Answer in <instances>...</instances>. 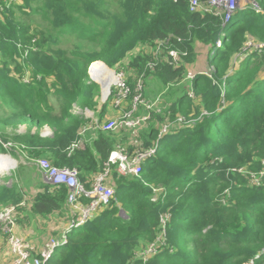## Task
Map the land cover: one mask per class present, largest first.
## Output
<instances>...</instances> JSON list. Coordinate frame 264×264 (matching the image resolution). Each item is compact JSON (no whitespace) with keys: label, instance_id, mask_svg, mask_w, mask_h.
I'll use <instances>...</instances> for the list:
<instances>
[{"label":"trees","instance_id":"trees-1","mask_svg":"<svg viewBox=\"0 0 264 264\" xmlns=\"http://www.w3.org/2000/svg\"><path fill=\"white\" fill-rule=\"evenodd\" d=\"M253 1L260 10L247 4L225 23L223 14L191 10L190 0L0 4V153L76 168L86 189L116 145L126 144L128 132L81 134L88 122L72 112L73 104L103 119L124 104L122 112L130 110L133 97L145 91L143 82L178 85L196 60L195 45L210 46L214 70L211 76L194 73L193 96L171 89L176 97L164 110L136 106L134 116L149 117L138 132L140 143L127 149L157 141L156 154L137 175L110 166L114 198L71 233L48 264H264V47L245 46L249 37L264 42V0ZM38 11L49 26L37 32L16 14ZM54 31L73 37V46L58 47ZM107 68L122 71L129 87L119 106L115 88L99 103L101 88L93 79L101 73L105 93L113 80ZM23 69L32 80L19 77ZM179 115L190 124L160 134L158 125ZM20 125L28 129L16 131ZM44 126L50 135L41 134ZM21 173L0 175V209L14 207L15 224L67 216L65 186L42 182L26 200ZM151 243L157 244L154 253L143 258L140 252Z\"/></svg>","mask_w":264,"mask_h":264},{"label":"built area","instance_id":"built-area-1","mask_svg":"<svg viewBox=\"0 0 264 264\" xmlns=\"http://www.w3.org/2000/svg\"><path fill=\"white\" fill-rule=\"evenodd\" d=\"M0 4L8 5V0H0ZM249 4L253 8L260 10L256 2L252 1ZM241 7L243 6H240L239 0H207L205 3H202L199 0H190L191 10L223 14V23L228 22L233 12L237 8ZM220 45L221 39L218 38L215 42V47H219ZM245 46L246 48H249V50L261 49L264 47V42H257L254 41L252 37H249ZM107 69L111 71L110 76L113 80L109 84L108 90L105 93L103 92V89H101L103 102L105 98L109 96L111 88H115L113 102L115 106H119L122 100L128 96L129 87L122 71H116L109 68ZM206 74L211 76L209 71H207ZM100 76L101 73L98 78L95 77L92 79L97 81L102 86ZM105 79L106 78H104V80ZM138 89H140V85L138 86ZM140 95L141 94H138L133 97L131 109L124 110L118 119L102 122L98 118H92L87 124H85L80 133L83 134L87 130L96 129H100L102 131H114L119 128H140V126L144 124L149 117L148 113L134 116L136 103L139 101ZM143 105L149 110L152 108L153 103ZM84 112L88 113V109H85ZM44 127L46 129L42 131L43 133L41 134L44 136L47 134L50 135V131H48L47 126ZM165 130L166 126H161L160 134L164 133ZM135 136L138 137L137 135ZM134 142L135 145L140 143L138 139ZM11 146L12 143H5V147L10 148ZM157 146L158 143L156 141L152 144V146L147 148H134L131 152H129L124 145L117 144L110 152L105 168H103V170L94 178L90 189H85L79 182L76 168L54 166L45 158H29V160L36 165L35 167L42 172L47 183L57 186H65L67 188L66 204L69 208L71 217L65 230H62L57 236L47 239L41 247H38L36 243L30 239L21 237L14 233V207L1 208L0 230H4L7 233L8 250L11 258L13 259V263L48 264V261L51 259L54 251L67 242L69 232L72 228L74 226L82 227L100 208L108 205L114 198V187L107 182L110 166L115 165L119 173L125 175H137L141 171V164L156 154ZM3 155L10 156L8 154L0 153V157ZM1 162L3 163H0V167L3 166V169L0 171V175L9 174L13 166L9 167V164L5 163V159ZM162 221L164 222L163 219ZM156 245V243L149 244L140 252V255L145 258L153 254Z\"/></svg>","mask_w":264,"mask_h":264},{"label":"rangeland","instance_id":"rangeland-1","mask_svg":"<svg viewBox=\"0 0 264 264\" xmlns=\"http://www.w3.org/2000/svg\"><path fill=\"white\" fill-rule=\"evenodd\" d=\"M252 1L253 0H239V4H240V6H246L247 4H249ZM17 2L20 3L21 0H8V7L16 9V3ZM0 9H1V7H0ZM16 14L20 20L31 25V29L33 30V32H37L39 29L46 30L47 27L49 26L48 22L42 18L40 11L31 12L28 14H23L21 12H17ZM52 33H53V35L57 36V38L59 40V42L57 43L58 47L70 49L73 46V42H75V40L70 35H63V34L58 35V33L56 31H54ZM34 38H35V40H37V37H34ZM206 47H207V50H206ZM206 47L204 45H200V44L195 45V51L197 52L196 60L193 64H190L187 66V76L178 85L170 86V87H163L158 82H155V81L146 80L143 83L141 81L142 88H144L145 91L143 92L140 90V93L142 96L140 95L139 101L137 102L136 106L137 107H143V106H141L142 104L153 103V106L150 110H152V109L155 111L164 110V108L167 107L168 105H170L171 102L176 97V96L171 97V89L175 90L176 92H181L182 90H185V91L189 92L190 96H193L192 88L190 86L191 85L190 80H191V78L195 72H203V71H198V70L204 69L205 63L203 62V60H205V62H206L208 60V57L210 58V56L208 55V52H207L208 49L210 48V46H206ZM140 48L142 50H145L147 53H152V49H146L144 47H140ZM141 49L134 50L129 56H133L134 54L140 52ZM247 50H249V48H247ZM235 62L237 65L238 62L236 59L233 61V63H235ZM213 70H214V68L211 65H208L207 71H209V73H212ZM88 74H89V72H88ZM19 77L22 80L24 79L28 82V81L32 80L34 76H32V73L30 70L23 69V71ZM36 78H40V75H37ZM44 78H45V81H47V83L50 85L51 84L50 82H52L53 78L50 75H48ZM139 85L141 87V84H139ZM101 98L102 97L100 95L99 102H101V100H102ZM49 102L51 104L55 105V102L51 98H49ZM73 105L74 106L72 107V112L75 114H80L81 109H84V108H81L77 103H75ZM124 107H125V104L120 109H116L115 114L109 116L110 119H108V120L118 119L122 115V109H124ZM126 108H127V106H126ZM145 112H146V110H145ZM86 120H87V122L89 121V119H87V118H86ZM186 124H190V120L187 119L185 116L179 115L178 120L167 119L166 121L162 122L158 126L160 128L162 125L166 126L165 132H167L169 130L177 129L180 126H185ZM143 125L140 128H142ZM47 128H48V131H51L49 127H47ZM140 128H138V129L119 128V129L114 130V132H119L120 130L128 132L127 133L128 139L126 141V144H124V145L126 146V148L131 147V149H132L134 147V144H135L134 140L137 139V137L135 135H138ZM27 129H28V127L26 125H20L17 127L16 131L25 132ZM33 129H35V128H32L31 130H33ZM41 130H43V128ZM92 131H95V130H92ZM83 136H85V135H83ZM8 155H10V154L8 153ZM21 156H22V154H21ZM23 157L11 156V158H13V159L7 158V161H5V163L9 164L8 165L9 167H12V166L13 167H12L10 173L5 175L4 177H6V176L9 177V176H11L12 171H16L17 169H21L22 173H21L20 183L23 187V191L25 192V199L30 200L34 196V194L37 192L39 184H41L42 182H44V183H47V182L45 181V179H44V181H42L41 175L38 172L37 168L35 167L36 165L33 164V162L31 160H27L25 158V156H23ZM41 158H43V157H41ZM7 184H11V180H9L7 182ZM60 221H62L63 223H60ZM64 221L65 220L61 219L58 215L54 214L49 219L43 220V219L35 218L31 222H29L28 225H26V224L18 225L16 223L14 228H15L16 233L18 232L22 235H27L26 231L32 230L34 232L35 236L38 239H40V242L42 243L43 241H45L51 237H55L58 234H60L62 231L61 227H63L65 225ZM68 223H69V221L66 223V225ZM75 231H77V229L73 230V232H75ZM29 234L33 235V233H29ZM0 264H14L12 259H11V255L9 254V250L7 248V245H6V241H4L3 243H0Z\"/></svg>","mask_w":264,"mask_h":264},{"label":"crops","instance_id":"crops-1","mask_svg":"<svg viewBox=\"0 0 264 264\" xmlns=\"http://www.w3.org/2000/svg\"><path fill=\"white\" fill-rule=\"evenodd\" d=\"M200 45H202V44H200ZM206 47V46H205ZM206 50H207V47H206ZM208 55H209V52H210V49H208ZM207 59V58H206ZM209 57H208V60L205 62V60H203V62L205 63L204 64V69H202V70H198V71H203L202 73H206L207 72V69H208V65H209ZM100 95H101V97H102V93L100 92ZM100 98V97H99ZM102 100H101V102H99L100 104H102L103 103V97L101 98ZM100 108V105H98L97 106V110ZM85 109H88V108H84V109H81V113L80 114H78V115H80V116H82L83 118H87V119H89V120H91L92 118H98L100 121H102V122H104V120H107L108 121V119H110L109 118V116L110 115H113V114H115V112L113 111V110H109V112H108V114H107V116L103 119V118H100L97 114H96V111H93V110H91V109H88V113H86V112H84V110ZM107 121H105V122H107ZM48 127V126H47ZM42 129V128H41ZM40 129V132L41 133H43L42 131H44L46 128L45 127H43V130H41ZM87 133H93V131L92 130H88V131H86ZM38 170V169H37ZM38 172L40 173V175H41V178H42V181H44V177H43V174H42V172L41 171H39L38 170ZM44 183V182H43ZM67 209H68V207H67ZM70 211H69V209H68V211H67V216H68V218H67V216H63L64 218H61L60 216V218L61 219H63V220H65L64 222H65V225L63 226V227H61V230H65L66 228H67V226H68V224L66 225V223L69 221V219H70V213H69ZM69 213V214H68ZM56 215V214H55ZM58 215V214H57ZM37 218L38 219H41V217H39V216H37ZM43 219V218H42ZM44 220V219H43ZM60 223H63L62 221H60ZM13 231H14V233L15 234H17V235H19V236H21V237H24V238H27V239H30L31 241H33V242H35L36 243V245L38 246V247H41L43 244H44V242L46 241H43L42 243L40 242V239H38L36 236H35V234H34V232L32 231V230H28V231H26V233H27V235H22V234H20V233H16L15 232V228L13 227ZM29 233H33V235H30ZM6 236V237H5ZM6 238V239H5ZM4 241H6V245H7V248H8V244H7V234H6V232L4 231V230H0V243H3Z\"/></svg>","mask_w":264,"mask_h":264},{"label":"bare ground","instance_id":"bare-ground-1","mask_svg":"<svg viewBox=\"0 0 264 264\" xmlns=\"http://www.w3.org/2000/svg\"><path fill=\"white\" fill-rule=\"evenodd\" d=\"M253 8V7H252ZM260 8V7H259ZM255 9V8H254ZM257 10V9H256ZM220 47V46H219ZM217 48V47H216ZM137 104V103H136ZM130 129V128H129ZM48 135V134H47ZM46 136V135H45ZM157 148V150H158V148H159V146H157L156 147ZM22 152V151H21ZM23 156V155H22ZM3 156H1L0 158H2ZM4 157H6V156H4ZM8 158H11L10 156H8ZM11 159H13V158H11ZM5 161H7V159H5ZM15 161V160H14ZM34 164V163H33ZM3 169V166H1V168H0V171ZM2 176H4V175H2ZM96 177V176H95ZM57 186V185H56ZM84 187V186H83ZM92 187V186H91ZM85 188V187H84ZM86 189V188H85ZM68 207V206H67ZM69 209V208H68ZM78 228H81V227H76V226H74L73 228H72V230L69 232V235L71 234V233H73V230L74 229H78ZM7 234V233H6ZM65 245V244H64ZM61 247V246H60ZM53 255V254H52ZM52 257V256H51Z\"/></svg>","mask_w":264,"mask_h":264},{"label":"water","instance_id":"water-1","mask_svg":"<svg viewBox=\"0 0 264 264\" xmlns=\"http://www.w3.org/2000/svg\"><path fill=\"white\" fill-rule=\"evenodd\" d=\"M89 72V71H88ZM91 78V77H90ZM100 88H102V86L100 85ZM122 213V212H121ZM123 215L125 214L124 212L122 213Z\"/></svg>","mask_w":264,"mask_h":264}]
</instances>
